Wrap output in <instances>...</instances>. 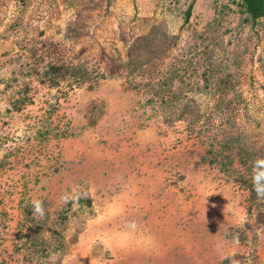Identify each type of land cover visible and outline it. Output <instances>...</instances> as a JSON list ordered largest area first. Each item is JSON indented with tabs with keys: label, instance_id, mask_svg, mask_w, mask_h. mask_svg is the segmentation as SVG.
I'll use <instances>...</instances> for the list:
<instances>
[{
	"label": "rangeland",
	"instance_id": "rangeland-1",
	"mask_svg": "<svg viewBox=\"0 0 264 264\" xmlns=\"http://www.w3.org/2000/svg\"><path fill=\"white\" fill-rule=\"evenodd\" d=\"M260 158L240 0H0V264H264Z\"/></svg>",
	"mask_w": 264,
	"mask_h": 264
},
{
	"label": "clouds",
	"instance_id": "clouds-1",
	"mask_svg": "<svg viewBox=\"0 0 264 264\" xmlns=\"http://www.w3.org/2000/svg\"><path fill=\"white\" fill-rule=\"evenodd\" d=\"M256 163L264 164V158L258 159ZM253 186H254V190L257 193V196L264 198V170L254 167ZM32 208H33L34 215H36L38 218H41V219L44 217L45 210H44L42 201L33 200Z\"/></svg>",
	"mask_w": 264,
	"mask_h": 264
},
{
	"label": "trees",
	"instance_id": "trees-1",
	"mask_svg": "<svg viewBox=\"0 0 264 264\" xmlns=\"http://www.w3.org/2000/svg\"><path fill=\"white\" fill-rule=\"evenodd\" d=\"M241 11L248 14V16L254 20L264 16V0H240ZM189 14V8L185 12V18L187 19Z\"/></svg>",
	"mask_w": 264,
	"mask_h": 264
}]
</instances>
